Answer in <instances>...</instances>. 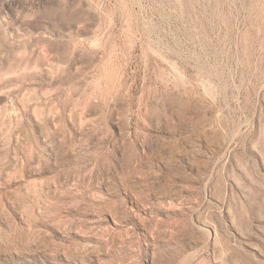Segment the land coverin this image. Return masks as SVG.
I'll return each mask as SVG.
<instances>
[{
    "label": "rangeland",
    "instance_id": "374dc122",
    "mask_svg": "<svg viewBox=\"0 0 264 264\" xmlns=\"http://www.w3.org/2000/svg\"><path fill=\"white\" fill-rule=\"evenodd\" d=\"M0 264H264V0H0Z\"/></svg>",
    "mask_w": 264,
    "mask_h": 264
}]
</instances>
